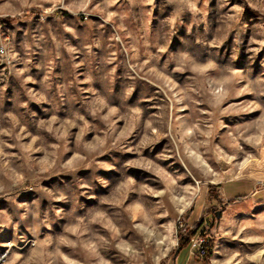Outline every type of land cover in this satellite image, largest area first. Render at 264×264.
<instances>
[{"label":"rangeland","instance_id":"rangeland-1","mask_svg":"<svg viewBox=\"0 0 264 264\" xmlns=\"http://www.w3.org/2000/svg\"><path fill=\"white\" fill-rule=\"evenodd\" d=\"M202 218L264 264V0H0L4 264H169Z\"/></svg>","mask_w":264,"mask_h":264},{"label":"built area","instance_id":"built-area-1","mask_svg":"<svg viewBox=\"0 0 264 264\" xmlns=\"http://www.w3.org/2000/svg\"><path fill=\"white\" fill-rule=\"evenodd\" d=\"M1 52L4 53L3 48L1 49ZM198 221V226H196L195 229L194 227H190L187 231L188 234L193 232L192 235L186 238L188 242V259L189 261L195 259L201 262H205L211 253V244L209 236L206 234L208 222L205 218H202ZM7 254L8 253L6 250H0V264H4ZM189 261L185 264H189Z\"/></svg>","mask_w":264,"mask_h":264},{"label":"crops","instance_id":"crops-1","mask_svg":"<svg viewBox=\"0 0 264 264\" xmlns=\"http://www.w3.org/2000/svg\"><path fill=\"white\" fill-rule=\"evenodd\" d=\"M230 182L241 183V184H243L244 186H246L248 188V193H246L244 195H237L236 197L233 198V197H231L232 195H230V196L226 195L225 187H222V189L224 190V193H225V196H226L227 200L230 201V202L234 201L236 203H239V202H241V201H243L245 199L250 198L251 196L257 195V193L259 192L254 184H251V183H248V182H241V181H230ZM237 198H244V199L243 200H241V199L239 200ZM180 256H181V250L177 249L173 260L169 264H178V259L180 258ZM185 263H182V264H185ZM204 263L205 264H209L208 262L207 263L204 262ZM189 264H190V262H189Z\"/></svg>","mask_w":264,"mask_h":264},{"label":"trees","instance_id":"trees-1","mask_svg":"<svg viewBox=\"0 0 264 264\" xmlns=\"http://www.w3.org/2000/svg\"><path fill=\"white\" fill-rule=\"evenodd\" d=\"M237 199H241V200H243L244 198H237ZM187 244H188V242H187V239H185V238H181L180 240H179V243H178V250H182V249H184L186 246H187Z\"/></svg>","mask_w":264,"mask_h":264},{"label":"water","instance_id":"water-1","mask_svg":"<svg viewBox=\"0 0 264 264\" xmlns=\"http://www.w3.org/2000/svg\"><path fill=\"white\" fill-rule=\"evenodd\" d=\"M217 218L219 219V213L216 214Z\"/></svg>","mask_w":264,"mask_h":264}]
</instances>
